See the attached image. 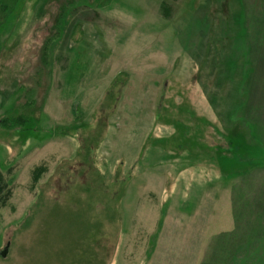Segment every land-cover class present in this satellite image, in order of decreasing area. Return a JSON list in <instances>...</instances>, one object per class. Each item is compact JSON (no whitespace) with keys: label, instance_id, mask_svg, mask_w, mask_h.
Wrapping results in <instances>:
<instances>
[{"label":"rangeland","instance_id":"obj_1","mask_svg":"<svg viewBox=\"0 0 264 264\" xmlns=\"http://www.w3.org/2000/svg\"><path fill=\"white\" fill-rule=\"evenodd\" d=\"M8 21L0 264H264V0H14Z\"/></svg>","mask_w":264,"mask_h":264},{"label":"trees","instance_id":"obj_2","mask_svg":"<svg viewBox=\"0 0 264 264\" xmlns=\"http://www.w3.org/2000/svg\"><path fill=\"white\" fill-rule=\"evenodd\" d=\"M13 7H14V0H0V28L2 25H5L6 23L9 22L8 20H9L10 15H13ZM58 28H59V30L61 29V31L63 29L61 27V25H59ZM60 34H61L60 32L56 33V35H60ZM57 41H58V37H56V38L51 37L49 40L47 39L46 44H44V46H43L44 50L42 51V54H43L42 60L45 62V64H46L47 60H49L48 65H50V66H52V65L50 63L51 58L49 59V57L51 56V52H53L54 46L56 45ZM0 48H1V45H0ZM46 53H47V55H46ZM39 81H41V78H39ZM39 81L38 80L33 81L32 85L29 87H27V86L24 87L21 85L19 87H21L22 90H24V91H29L33 88L34 84L35 85L39 84L40 83ZM45 92H44V94H45ZM28 103H29L28 105H30V107H31V104L33 105L34 101L33 102L29 101ZM28 116L29 115L24 114V113H15L14 116H11V115L6 116L5 118L1 119V121H2L1 126L4 125L7 128H13L16 126H20V128H21L28 123V121H29ZM28 129H29L28 126L24 127L25 131ZM44 170H45V166L42 163L38 166L36 165V167L34 166V168L32 170V176H31L32 184L35 185V183L38 181L40 175L42 174V172ZM10 195H11V190L9 187V180L6 179L3 171L0 169V208L5 205L6 201L10 197Z\"/></svg>","mask_w":264,"mask_h":264},{"label":"water","instance_id":"obj_3","mask_svg":"<svg viewBox=\"0 0 264 264\" xmlns=\"http://www.w3.org/2000/svg\"><path fill=\"white\" fill-rule=\"evenodd\" d=\"M7 248V246L0 252V254L2 255V256H4L5 254H6V249Z\"/></svg>","mask_w":264,"mask_h":264},{"label":"crops","instance_id":"obj_4","mask_svg":"<svg viewBox=\"0 0 264 264\" xmlns=\"http://www.w3.org/2000/svg\"><path fill=\"white\" fill-rule=\"evenodd\" d=\"M242 210V209H241ZM262 225L261 224H259V225H257L255 228H258V227H261ZM259 257H261L260 255L258 256V258ZM262 258V257H261Z\"/></svg>","mask_w":264,"mask_h":264}]
</instances>
